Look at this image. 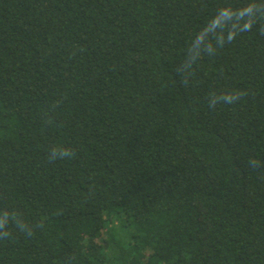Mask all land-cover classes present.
<instances>
[{
    "label": "trees",
    "instance_id": "obj_1",
    "mask_svg": "<svg viewBox=\"0 0 264 264\" xmlns=\"http://www.w3.org/2000/svg\"><path fill=\"white\" fill-rule=\"evenodd\" d=\"M0 264H264V0H0Z\"/></svg>",
    "mask_w": 264,
    "mask_h": 264
}]
</instances>
